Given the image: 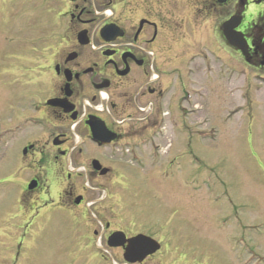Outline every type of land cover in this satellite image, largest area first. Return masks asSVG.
I'll list each match as a JSON object with an SVG mask.
<instances>
[{
    "label": "flooded vegetation",
    "instance_id": "flooded-vegetation-1",
    "mask_svg": "<svg viewBox=\"0 0 264 264\" xmlns=\"http://www.w3.org/2000/svg\"><path fill=\"white\" fill-rule=\"evenodd\" d=\"M0 22L16 50L4 56L13 85H0V140L21 141L22 194L51 210L47 227H73L79 244L129 264L127 245L107 244L114 233L155 240L161 172L180 159L166 122L192 113L225 61L264 78V0H0ZM167 254L169 264H219L206 247L177 244L134 264Z\"/></svg>",
    "mask_w": 264,
    "mask_h": 264
},
{
    "label": "rangeland",
    "instance_id": "rangeland-1",
    "mask_svg": "<svg viewBox=\"0 0 264 264\" xmlns=\"http://www.w3.org/2000/svg\"><path fill=\"white\" fill-rule=\"evenodd\" d=\"M6 27L0 22V85L5 88L13 85L6 66L12 61L5 57L16 52ZM21 32V41L27 39L28 27ZM236 61L234 68L225 61L218 78L208 77L201 98L190 102L191 114L184 120L172 117L173 125L166 122L167 133L171 126L175 133L170 154L180 159L169 172H161L159 228L149 235L168 249L173 244L206 247L207 258L219 264H264V83ZM177 135L186 136L179 149ZM6 137L0 140V264H122L111 262L115 256L110 252L79 244L73 227L59 222L47 227L44 217L51 210H43L41 202L32 206L22 194L21 141ZM81 186L89 189L97 183L84 181ZM168 257L160 255L158 263L148 264H169Z\"/></svg>",
    "mask_w": 264,
    "mask_h": 264
},
{
    "label": "water",
    "instance_id": "water-1",
    "mask_svg": "<svg viewBox=\"0 0 264 264\" xmlns=\"http://www.w3.org/2000/svg\"><path fill=\"white\" fill-rule=\"evenodd\" d=\"M231 26V21L225 23L224 25V35L226 39L229 40L231 45L234 44V40L230 38V35L227 34L226 30L229 29ZM229 27V28H228ZM127 243V244H125ZM108 247L116 248V247H124L127 245V255L130 256L126 257L124 255V260L128 263H135L143 261L148 255H152L159 249V245L153 241L152 239L139 235L132 239L126 240L125 236L122 233H115L112 234L108 241Z\"/></svg>",
    "mask_w": 264,
    "mask_h": 264
}]
</instances>
